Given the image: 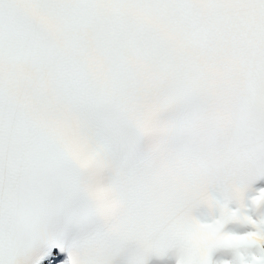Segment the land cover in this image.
I'll return each mask as SVG.
<instances>
[{"label":"snow or ice","instance_id":"6c2138e0","mask_svg":"<svg viewBox=\"0 0 264 264\" xmlns=\"http://www.w3.org/2000/svg\"><path fill=\"white\" fill-rule=\"evenodd\" d=\"M0 264H264V0H0Z\"/></svg>","mask_w":264,"mask_h":264}]
</instances>
